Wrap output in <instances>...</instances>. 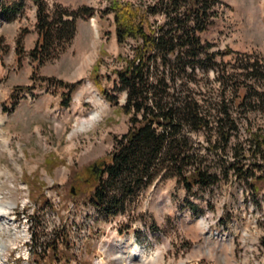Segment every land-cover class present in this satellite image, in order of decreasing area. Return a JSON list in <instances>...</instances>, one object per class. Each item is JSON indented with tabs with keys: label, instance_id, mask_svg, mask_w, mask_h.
I'll use <instances>...</instances> for the list:
<instances>
[{
	"label": "rangeland",
	"instance_id": "1",
	"mask_svg": "<svg viewBox=\"0 0 264 264\" xmlns=\"http://www.w3.org/2000/svg\"><path fill=\"white\" fill-rule=\"evenodd\" d=\"M21 1L19 13L2 15L7 6ZM46 2L51 10L81 15L73 39L49 41L45 54L50 57L41 62L30 54L39 37L37 5L33 0H0V204L14 203L0 216V243H11L0 251V264H37L38 255L43 264H60L43 250L53 240L57 256L69 264H96L100 257L108 264H123V259L138 264L134 244L147 258L158 256L153 264H264V191L256 195L245 178L264 173L252 166L248 139L250 129H263L264 134V105L253 97L254 109L236 108L233 82L226 90L210 69L201 87H193L197 94L209 89L210 95H199L204 106H216L225 91L239 129L225 153L219 145L212 148L219 136L216 130L187 134L218 181L192 194L178 177L159 176L127 199L124 211L103 214L88 204L94 177L113 151L115 138L129 131L130 116L103 96L95 75L112 92L108 75L114 78L112 72L122 64L119 54L132 53L134 41L119 45L113 14L104 12L106 0ZM215 10L218 15L202 40L213 51L233 50L217 56V63L233 71L241 58L264 61V0H219ZM59 79L77 84L69 91ZM260 84L255 83L263 88ZM119 97L124 103L125 93ZM93 111L101 113L100 119L74 131ZM236 145L250 169L241 178L224 162L234 158ZM22 226L29 227V240L16 229ZM31 246L42 254L35 255Z\"/></svg>",
	"mask_w": 264,
	"mask_h": 264
},
{
	"label": "trees",
	"instance_id": "2",
	"mask_svg": "<svg viewBox=\"0 0 264 264\" xmlns=\"http://www.w3.org/2000/svg\"><path fill=\"white\" fill-rule=\"evenodd\" d=\"M33 1L38 8L36 24L39 37L30 54L34 60L43 62L50 57L45 54L49 41L57 37L68 43L73 39L76 19L81 11L67 10L63 13L51 10L46 0ZM106 1L108 7L104 12L113 14L119 45L134 43L131 45L132 53L119 54L118 61L122 64L112 72L114 78L108 75L113 82L112 92L102 85L98 74L95 75V83L112 105H118L130 116V129L115 138L113 151L94 177L88 204L95 205L103 214L116 215L125 210L127 199L134 198L159 176L178 177L192 194L218 181V175L204 166L189 140L187 130L208 133L216 130L219 136L212 148L219 145L225 153L240 124L232 116L225 91L221 93L222 101L216 106H204L199 95L206 97L210 91L202 90L201 94H197L195 87H201V82L209 78V70L214 69L215 79L226 90L233 82L232 101L235 107L247 109L250 106L254 109L256 101L253 97L264 105V61L241 58L233 66V71L225 64L217 63V56L232 53L233 50L213 51L211 44L202 40V34L218 15L215 9L219 0ZM23 4L21 1L10 8L7 6L2 15L6 17L19 13ZM159 16L162 19H158ZM98 70L95 66L94 71ZM59 82L69 91L77 84L62 79ZM257 82L263 88H258L255 85ZM122 92L126 97L124 103H120L119 94ZM69 101L68 98L66 103ZM262 131L253 132L250 129L248 138L252 166L259 168L264 163ZM233 155V159H225L228 164L226 169L236 170L241 178L250 169L246 167L245 157L237 145ZM248 184L255 194L261 192L264 175L256 176ZM44 202L49 200L46 198ZM56 244L53 240L50 244L45 243L44 248L49 246L50 258L60 261Z\"/></svg>",
	"mask_w": 264,
	"mask_h": 264
},
{
	"label": "bare ground",
	"instance_id": "3",
	"mask_svg": "<svg viewBox=\"0 0 264 264\" xmlns=\"http://www.w3.org/2000/svg\"><path fill=\"white\" fill-rule=\"evenodd\" d=\"M101 113L99 111H93L89 117H86V119H81L77 122L74 131L83 130L86 129V127L92 126L95 122H97L100 119ZM4 204V205H3ZM5 205V203L0 204V216H4L9 209H12L14 203L9 202ZM202 226V222L200 223V227ZM201 229V228H200ZM201 231V230H200ZM202 232V231H201ZM218 233V232H217ZM5 243V244H3ZM10 242H1L0 243V251H3L7 246H10ZM133 246V252L132 254L136 256V258H139L138 264H153L157 260V255L152 257V259L147 258L146 255H144V250L138 246L137 244L132 245ZM159 255V254H158ZM123 257L121 256L120 259ZM126 258V257H125ZM123 264H131L132 261L129 260H122ZM157 262V261H156Z\"/></svg>",
	"mask_w": 264,
	"mask_h": 264
},
{
	"label": "built area",
	"instance_id": "4",
	"mask_svg": "<svg viewBox=\"0 0 264 264\" xmlns=\"http://www.w3.org/2000/svg\"><path fill=\"white\" fill-rule=\"evenodd\" d=\"M263 162V161H262ZM262 166H264V165H262ZM258 168V167H257ZM258 169H262V170H264V168L263 167H261V168H258ZM258 175H264V173H259V174H256V176H258ZM256 176H248L247 177V179L250 181V180H252L253 178H255ZM264 191V189L261 191V192H259V193H257V194H260V193H262ZM254 192V191H253ZM256 194V195H257ZM16 220V219H15ZM19 220H21V219H19ZM17 230H18V232H19V234L21 235V236H23V238H25V240H29V237L31 236V234H29V227H24V226H22V227H20V228H16ZM26 234H29V237L26 235ZM41 246H42V244H41ZM32 251H33V248H32V246H31V248H30ZM36 249H37V246H36ZM42 252V251H41ZM23 257L24 258V260H27L28 258L30 259V255H28L27 257H25L24 255H20L19 257ZM100 260H101V258H96V261H95V263L96 264H100ZM11 264V263H10Z\"/></svg>",
	"mask_w": 264,
	"mask_h": 264
},
{
	"label": "flooded vegetation",
	"instance_id": "5",
	"mask_svg": "<svg viewBox=\"0 0 264 264\" xmlns=\"http://www.w3.org/2000/svg\"><path fill=\"white\" fill-rule=\"evenodd\" d=\"M94 166H95V168L98 167V166H96V165H94ZM98 169H99V168H98Z\"/></svg>",
	"mask_w": 264,
	"mask_h": 264
},
{
	"label": "water",
	"instance_id": "6",
	"mask_svg": "<svg viewBox=\"0 0 264 264\" xmlns=\"http://www.w3.org/2000/svg\"><path fill=\"white\" fill-rule=\"evenodd\" d=\"M74 191V190H73Z\"/></svg>",
	"mask_w": 264,
	"mask_h": 264
}]
</instances>
